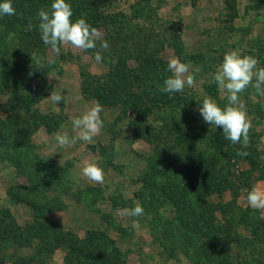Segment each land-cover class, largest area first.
Masks as SVG:
<instances>
[{"label": "rangeland", "instance_id": "1", "mask_svg": "<svg viewBox=\"0 0 264 264\" xmlns=\"http://www.w3.org/2000/svg\"><path fill=\"white\" fill-rule=\"evenodd\" d=\"M140 1L149 2L141 9L137 7ZM110 11L117 24L123 19L132 29L141 27L139 33L151 34L159 41L147 51L160 67L159 80L152 84L157 93L171 75L167 69L170 59L191 64L194 85H186L183 92L174 94L173 101L160 104L149 124L157 129L166 123L175 125L177 134L203 130V145L216 138L220 150L224 149L229 141L224 139L222 128L205 123L198 109L206 96L221 108L228 104L227 94L213 82L227 51L251 55L259 61L258 68L264 67V0H120ZM99 32L109 45L107 50L102 51L98 41L96 49L87 51L61 45L59 54L51 53L42 42L39 51L30 44L26 46L21 35L13 36V40L20 47L25 46L26 53H7L8 42L0 36V67H8L0 76V99L5 110L16 109V99L22 96L41 94L45 98L30 111L19 109L21 121H26L30 133L38 121L49 124L26 136L29 148L12 150L5 144L0 146V217L10 214L15 223L9 221L32 239L30 248L20 250L14 241L5 242L0 250V264H22L20 260L34 257L39 246L55 245L53 238L46 241L34 231L29 234L30 227L72 232L87 244L115 254L125 264H208L207 259L195 254L173 205L165 200L163 186L177 182L181 188L182 183L171 172L164 153L134 132L136 114L130 107L112 105L107 98L99 102L97 93L83 87L88 74L106 76L108 59L116 65L121 55L128 56L127 63L135 66V58L143 55L142 49L138 51L136 47H129L131 56L125 54L121 42L108 38V32ZM96 51H102L104 57L100 64L94 60ZM32 53L44 59L46 68H37ZM148 53L143 56L148 57ZM49 59L53 62L48 63ZM19 64L27 68L18 72L15 65ZM2 78L9 82L4 84ZM213 86L217 90L211 94ZM53 91L61 93L64 101L52 103L49 97ZM239 95L252 125L249 138L264 153V96L252 87ZM95 102L103 108L100 133L92 143L78 140L72 147H60L56 134L77 136L79 130L73 129L72 120ZM6 131L3 136L9 137L10 132ZM87 163L103 169L102 184L82 176ZM260 164H264V154ZM237 169L247 170L249 165L239 163ZM254 186L264 187V180ZM231 200L229 194L224 197L225 202ZM213 201H219V197L216 195ZM136 204L144 209L140 217L117 212ZM238 205L250 212L248 221L237 230L239 235L230 243L228 264H259L264 260V209L249 207L244 195ZM254 230L261 232V238L253 236ZM70 255L57 249L53 254H43L37 264H72Z\"/></svg>", "mask_w": 264, "mask_h": 264}, {"label": "trees", "instance_id": "2", "mask_svg": "<svg viewBox=\"0 0 264 264\" xmlns=\"http://www.w3.org/2000/svg\"><path fill=\"white\" fill-rule=\"evenodd\" d=\"M119 1L67 0L73 10V20L84 18L92 27L108 32L106 34L108 38L121 42L124 46L122 52L125 54L129 53L131 56L132 50L130 51L129 47L132 49L136 47L138 51L142 49L140 53L145 55L148 49L149 51L152 49V44L159 41L151 34L139 33L141 27L132 29L123 19L117 24L110 9ZM52 2L53 0H11L16 14L0 16V36L8 42L5 49L7 53L14 51L26 53V47H20L18 42L15 43L13 40V36L16 35L26 39V46L30 44L36 51L42 50L38 11L41 8L50 11ZM148 2L140 1L137 7L143 9ZM29 23L32 25L31 30H28ZM143 55L135 58L136 67L127 63L128 56L121 55L116 65L108 59L109 71L106 76L96 77L88 74L87 77L84 76L83 87L85 91L92 90L94 94L97 93L95 98L99 102L106 101L107 98L110 104L130 107L135 112L136 119L132 123L134 132L154 146L156 151L164 153L171 172L182 183L180 188L177 182H167L163 186L164 195L165 200L173 205L179 225L189 234L195 254L207 259L208 264H228L230 243L239 235L237 230L248 221L250 212L248 208L243 209L239 206L238 200L243 195L246 197L247 190L257 182L264 180V164H260L264 153L251 139L247 148H243L241 144L233 145L229 141L226 142L227 146L220 150L216 138L211 141L208 139V144L203 145L201 142L205 137L203 130L177 134L175 125L169 123L158 129L152 127L149 121L154 110L160 107V104L173 101L175 93L164 91L157 93L152 88V84L159 80L160 67L156 66L154 57L149 53L148 57ZM7 68L0 67V76ZM15 68L18 72H23L27 67L19 64L15 65ZM8 71L10 72L9 69ZM8 79L2 78V82L7 83ZM211 90V94H214L217 89L213 86ZM44 98L45 96L41 94L22 96L16 99V109L11 108V111L5 110L0 99V146L5 144L12 150L30 147V141L26 136L36 132L41 125L47 127L49 124L38 121L30 133L25 125L26 121H21L23 117L20 110L30 111L34 104ZM4 114H8L9 117L3 119ZM4 131L10 132L9 137L3 136ZM238 150L247 152L248 155L239 156ZM239 163H248L249 169L239 171L237 169ZM228 194L232 200L225 202L224 197ZM216 195L219 201L214 202L213 198ZM9 220L12 221L10 214L0 217V250L9 240L14 241L19 250L30 248L32 239L26 238L21 228ZM37 228H28L29 234L34 231L46 241L53 238L55 245L39 246L34 257L20 260L22 264H37L43 254H53L61 248L71 254L72 264H125L115 254L106 253L97 246L87 244L72 232H64L54 227L41 229L42 231H38ZM29 234L27 236H30ZM253 236L261 238L262 234L254 230ZM259 264H264V260Z\"/></svg>", "mask_w": 264, "mask_h": 264}, {"label": "clouds", "instance_id": "3", "mask_svg": "<svg viewBox=\"0 0 264 264\" xmlns=\"http://www.w3.org/2000/svg\"><path fill=\"white\" fill-rule=\"evenodd\" d=\"M15 14L11 0L0 2V16ZM72 17L73 10L67 0H53L50 11L43 8L38 11L40 37L51 53L59 54L61 45H70L83 51L93 50L96 49L98 41L102 51L109 48L97 28L92 27L84 18L73 20ZM31 29L32 25L29 23L28 30ZM102 51H96L94 54L97 64L103 62ZM30 55L32 62L38 65L37 68H46L42 57L36 53ZM52 62L49 59L48 63ZM258 64L259 61L251 55H242L238 50L227 51L213 75V82L221 92L227 94L228 104L221 108L213 98L206 96L198 109L205 123L222 128L225 140L233 145L241 144L243 148H247L250 143L249 132L252 125L239 94L252 87L259 95L264 96V67L258 68ZM167 69L171 75L163 81L162 91L178 93L183 92L186 85H194L195 77L190 71L191 64L173 58L169 60ZM195 71L199 72V69ZM49 99L57 105L58 102L64 101V96L53 91ZM102 111L100 103L95 102L83 115L72 120L73 129L79 130L78 135L70 138L66 132L57 133V144L60 147H72L78 140L92 143L103 127L100 117ZM237 155L247 156L248 153L238 150ZM82 176L95 183L104 182L103 169L95 163L85 164ZM246 201L252 209H264V187L253 186L247 190ZM117 212L128 217H140L144 214V209L140 204H136L134 208L118 209Z\"/></svg>", "mask_w": 264, "mask_h": 264}]
</instances>
